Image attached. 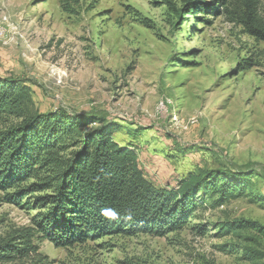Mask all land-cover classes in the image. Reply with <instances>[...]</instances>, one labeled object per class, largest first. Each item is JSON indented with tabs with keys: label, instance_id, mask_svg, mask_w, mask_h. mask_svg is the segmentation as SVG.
<instances>
[{
	"label": "rangeland",
	"instance_id": "obj_1",
	"mask_svg": "<svg viewBox=\"0 0 264 264\" xmlns=\"http://www.w3.org/2000/svg\"><path fill=\"white\" fill-rule=\"evenodd\" d=\"M196 1L220 14L177 15L165 0H0V76L28 82L37 111L122 125L115 140L135 150L159 188L198 170L246 172L254 183L219 207L207 199L180 232L68 248L36 235L40 256L7 264H255L220 225L264 226V41L232 22L219 0ZM246 58L253 64L243 69ZM32 182L0 189V239L45 210L36 202L44 193L23 195L21 205L8 197Z\"/></svg>",
	"mask_w": 264,
	"mask_h": 264
},
{
	"label": "trees",
	"instance_id": "obj_2",
	"mask_svg": "<svg viewBox=\"0 0 264 264\" xmlns=\"http://www.w3.org/2000/svg\"><path fill=\"white\" fill-rule=\"evenodd\" d=\"M219 2L232 22L264 41L259 15L264 0ZM165 3L177 15L220 14L217 6L196 0H185L180 12L170 0ZM242 60L243 69L253 64L251 58ZM93 123L99 126L88 129ZM121 127L105 117L61 109L40 113L28 82L0 76V189L33 181L17 190L16 199L8 197L19 203L23 195L44 193L36 202L45 209L32 227L0 239V264L40 256L33 243L36 235L56 248L114 235L164 237L185 229L207 199L219 207L254 191L250 173L231 170H198L179 180L176 188L156 187L143 174L135 150L115 140ZM220 229L245 243V259L263 262V225L235 220Z\"/></svg>",
	"mask_w": 264,
	"mask_h": 264
},
{
	"label": "clouds",
	"instance_id": "obj_3",
	"mask_svg": "<svg viewBox=\"0 0 264 264\" xmlns=\"http://www.w3.org/2000/svg\"><path fill=\"white\" fill-rule=\"evenodd\" d=\"M112 215H115V213H111Z\"/></svg>",
	"mask_w": 264,
	"mask_h": 264
}]
</instances>
